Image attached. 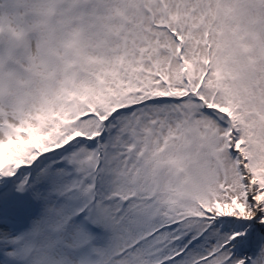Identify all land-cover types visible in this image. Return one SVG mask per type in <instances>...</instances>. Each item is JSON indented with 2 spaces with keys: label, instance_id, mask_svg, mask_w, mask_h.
Instances as JSON below:
<instances>
[{
  "label": "snow or ice",
  "instance_id": "1",
  "mask_svg": "<svg viewBox=\"0 0 264 264\" xmlns=\"http://www.w3.org/2000/svg\"><path fill=\"white\" fill-rule=\"evenodd\" d=\"M0 264H264V0H0Z\"/></svg>",
  "mask_w": 264,
  "mask_h": 264
}]
</instances>
